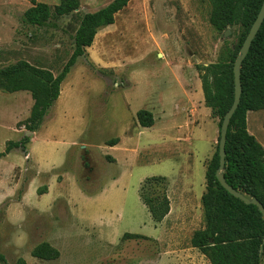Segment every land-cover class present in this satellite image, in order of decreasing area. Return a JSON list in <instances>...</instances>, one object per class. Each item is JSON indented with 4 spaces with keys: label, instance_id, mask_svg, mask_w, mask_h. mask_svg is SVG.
Masks as SVG:
<instances>
[{
    "label": "rangeland",
    "instance_id": "1",
    "mask_svg": "<svg viewBox=\"0 0 264 264\" xmlns=\"http://www.w3.org/2000/svg\"><path fill=\"white\" fill-rule=\"evenodd\" d=\"M109 1L81 0L78 14ZM30 5L0 0V68L26 60L57 75L78 14L33 26L21 22ZM211 13V0H130L97 31L34 132L22 124L29 92L0 91V151L23 132L36 138L32 158L14 148L0 159V264H211L190 244L205 227L200 197L219 135L199 68L228 60L243 32L216 28ZM139 109L152 113L150 127L139 125ZM246 121L264 148V109L248 111ZM112 138L118 142L106 144ZM152 175L172 186L173 210L160 226L138 196ZM20 202L29 208L10 213ZM42 241L58 249L56 259L31 255Z\"/></svg>",
    "mask_w": 264,
    "mask_h": 264
},
{
    "label": "trees",
    "instance_id": "2",
    "mask_svg": "<svg viewBox=\"0 0 264 264\" xmlns=\"http://www.w3.org/2000/svg\"><path fill=\"white\" fill-rule=\"evenodd\" d=\"M81 0H59L52 8L37 0L21 15V22L43 26L53 20L77 11ZM130 0H111L95 11L78 14L77 28L73 34L72 52L57 75L47 68L26 60H18L0 68V91L29 92L33 103L29 115L23 121L26 131L38 129L48 109L60 94V85L79 57L91 46L97 31L114 22V15ZM263 0H211V23L218 29L240 25L243 29L239 43L228 60L209 63L199 68L204 103L222 118L233 100V63ZM241 96L226 133L223 176L226 182L242 193L257 198L264 206V148L247 129L248 111L264 109V20L256 33L240 71ZM140 126L153 124L152 113L146 109L136 112ZM219 139V135H218ZM25 134L18 140H7L0 151V159L14 148L23 151L29 142ZM118 138L108 140L113 146ZM219 164L218 142L205 172V190L200 202L205 227L193 232L192 247L205 254L211 264H260L264 259V220L254 204H245L228 193L218 182L215 171ZM40 193V192H39ZM138 196L149 212L150 218L161 222L170 210L165 176L146 177L139 186ZM145 237L124 233L123 237ZM33 257L51 260L59 256L57 248L42 241L31 250ZM3 260V257L0 256ZM20 264H25L20 260Z\"/></svg>",
    "mask_w": 264,
    "mask_h": 264
},
{
    "label": "water",
    "instance_id": "3",
    "mask_svg": "<svg viewBox=\"0 0 264 264\" xmlns=\"http://www.w3.org/2000/svg\"><path fill=\"white\" fill-rule=\"evenodd\" d=\"M264 20V0L261 3L260 9L257 12L256 17L254 18L239 50L238 54L234 60L233 63V82H234V93H233V100L224 114L220 128H219V139H218V157H219V164L218 167L215 171L216 178L220 185L231 195H233L235 198H238L245 204H254L257 206L259 212L261 213L262 219L264 220V206L262 203L255 197H250L244 193H242L240 190H237L233 188L231 185H229L224 176H223V171L226 165L225 161V140H226V133L228 129V125L230 122V119L236 110L239 101H240V96H241V83H240V71H241V65L243 60L245 59L249 48L251 46V43L258 32L262 22ZM229 30H226V33H228ZM29 132V131H27ZM264 242V238H263Z\"/></svg>",
    "mask_w": 264,
    "mask_h": 264
},
{
    "label": "crops",
    "instance_id": "4",
    "mask_svg": "<svg viewBox=\"0 0 264 264\" xmlns=\"http://www.w3.org/2000/svg\"><path fill=\"white\" fill-rule=\"evenodd\" d=\"M29 96H30V94H29ZM31 97V96H30ZM32 99V98H31ZM29 101H30V105H32V103H33V100H32V103H31V100H30V98H29ZM31 108V107H30ZM30 112V111H29ZM29 115V114H28ZM15 131H16V133L18 134V135H20L21 134V132H22V130L21 129H14ZM27 132V131H26ZM26 132H23L24 134H26ZM17 138H19V136L17 137ZM36 140V138H33V139H31V140H29V142H28V146L27 147H25V149H27V154H28V157L29 158H32V148L34 147V141ZM25 151V150H24ZM11 152H13V150L11 151ZM9 154V153H8ZM7 154V155H8ZM6 155V156H7ZM1 159H3V158H1ZM40 171V170H39ZM41 172V171H40ZM38 174H40V173H38ZM49 188V187H48ZM37 189V186L36 187H34L32 190L34 191V190H36ZM50 189H48V191H49ZM204 190H205V187H204ZM204 190H203V192H204ZM203 192H202V194H203ZM1 193H3V190H0V194ZM167 193H168V197H169V200H170V210H169V212H168V214L164 217V219L161 221V222H159V223H157V225H161L167 218H169V216L171 215V213H172V210H173V201H172V197H171V193H172V186H171V184L168 182V187H167ZM47 194V193H46ZM202 194H201V196H202ZM180 195V194H179ZM189 195H191L190 193H189ZM182 197V196H181ZM183 199H185L184 198V196L182 197ZM200 199H201V197H200ZM0 202H1V200H0ZM25 203V202H24ZM25 208H29V207H27L26 206V204H21V202L20 203H18V204H14V205H12V208L11 209H9V211H10V213H13V211H17V210H19V209H25ZM36 210V209H35ZM14 214H16V213H14Z\"/></svg>",
    "mask_w": 264,
    "mask_h": 264
}]
</instances>
